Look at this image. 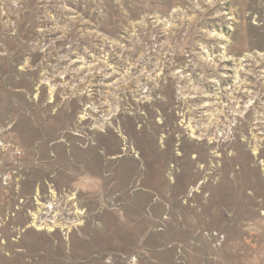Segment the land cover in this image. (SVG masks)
<instances>
[{
  "label": "rangeland",
  "instance_id": "obj_1",
  "mask_svg": "<svg viewBox=\"0 0 264 264\" xmlns=\"http://www.w3.org/2000/svg\"><path fill=\"white\" fill-rule=\"evenodd\" d=\"M0 264H264V0H0Z\"/></svg>",
  "mask_w": 264,
  "mask_h": 264
},
{
  "label": "bare ground",
  "instance_id": "obj_2",
  "mask_svg": "<svg viewBox=\"0 0 264 264\" xmlns=\"http://www.w3.org/2000/svg\"><path fill=\"white\" fill-rule=\"evenodd\" d=\"M228 141V140H227Z\"/></svg>",
  "mask_w": 264,
  "mask_h": 264
}]
</instances>
